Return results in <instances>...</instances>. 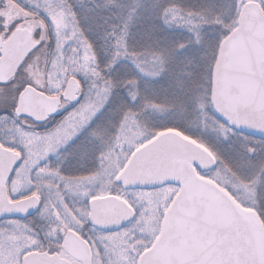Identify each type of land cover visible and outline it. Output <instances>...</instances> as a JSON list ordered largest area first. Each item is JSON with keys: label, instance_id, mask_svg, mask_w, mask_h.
<instances>
[{"label": "snow or ice", "instance_id": "6c2138e0", "mask_svg": "<svg viewBox=\"0 0 264 264\" xmlns=\"http://www.w3.org/2000/svg\"><path fill=\"white\" fill-rule=\"evenodd\" d=\"M0 264H264V0H0Z\"/></svg>", "mask_w": 264, "mask_h": 264}]
</instances>
